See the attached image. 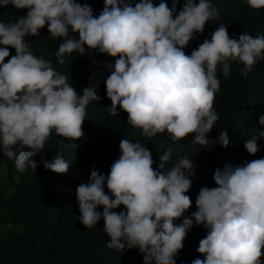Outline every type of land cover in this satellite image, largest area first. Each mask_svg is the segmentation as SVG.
Segmentation results:
<instances>
[{"label": "clouds", "instance_id": "9594fccd", "mask_svg": "<svg viewBox=\"0 0 264 264\" xmlns=\"http://www.w3.org/2000/svg\"><path fill=\"white\" fill-rule=\"evenodd\" d=\"M178 3L173 0L169 8L165 0L158 5L139 0L134 6L132 0H104L97 17L90 5L77 0H0V7L27 9L15 22H0V152L14 159L21 173L29 167L36 171L32 157L45 149L52 133L80 139L87 107L100 99L95 87L78 95L51 60L33 54L25 38L39 37L45 27L52 38L63 41L56 52L60 65L66 55H84L86 48L115 58L105 81L110 115L118 116V108L126 112L127 123L144 137L167 132L173 143L193 134L194 143L214 142L208 134L219 119L214 109L220 91L218 66L229 77L232 63L239 62L246 77L264 60V34L230 37L221 23L210 40L188 55L184 49L194 33L203 34L205 25L218 21L220 14L211 0H185L176 14ZM246 3L254 10L264 8V0ZM9 48L16 54L5 62ZM259 123L264 125V116ZM257 140L253 136L243 142L252 156L260 151ZM219 144L229 146L227 130L220 133ZM119 148L121 155L107 176L93 168L88 182L75 190L80 222L93 228L103 219L109 249L137 248L144 264H176L194 220L207 234L197 248L204 259L191 264H264V158L217 168V186L202 187L197 211L185 216L192 205L186 193L193 183V161L178 157L168 167L173 157L168 149L154 168L152 152L139 140L123 138ZM41 160L55 173L69 169L60 153L51 161ZM121 206L125 211H114ZM100 207L102 212L97 211Z\"/></svg>", "mask_w": 264, "mask_h": 264}, {"label": "trees", "instance_id": "16d2710c", "mask_svg": "<svg viewBox=\"0 0 264 264\" xmlns=\"http://www.w3.org/2000/svg\"><path fill=\"white\" fill-rule=\"evenodd\" d=\"M88 4L95 16H99L104 0H77ZM133 6L139 0H132ZM159 4L160 0H153ZM171 8L173 0H165ZM198 2V0H197ZM185 0H179L177 12L182 9ZM220 14L218 21H209L203 34L194 33V38L184 49L190 55L205 39H211V33L219 24H225L229 36L246 32L252 36L264 34V8L254 10L246 0H211ZM27 9L17 10L12 5L0 7V22H15L18 16H26ZM174 14V16L176 15ZM69 35L79 38L78 33ZM33 54L51 60L52 66L68 76V82L80 95L86 87H95L97 101L87 107L86 120L83 123L85 135L78 140L66 139L55 132L45 144V149L33 156L37 162L34 171L29 167L21 173L15 167L14 159H8L0 152V264H144L139 249L117 251L106 245L110 237L104 232V221H98L96 227L85 228L79 220L80 212L75 190L81 183H87L93 168L107 176L111 165L121 155V139L139 140L151 152L153 167L158 168L160 156L168 149L173 152L168 167L178 157H187L193 161L194 175L190 177L192 187L186 193L192 200L190 209L184 214L191 216L197 211L196 198L202 187H216L213 176L217 168L223 171L228 164L241 165L264 158V125L259 118L264 116V60L259 61L248 75L242 76L243 64L233 62L231 75L225 77L218 66L217 78L220 91L215 94L214 109L219 119L208 134L214 142L202 146L193 142L189 135L175 143L167 132L148 138L142 130L134 129L127 123L128 116L119 108L118 116L109 114L111 101L106 95L105 81L111 74L115 58L101 54L98 50H88L84 55L73 52L66 55L65 63L57 62L56 52L63 42L61 38H52L47 27L40 30L39 37L25 38ZM0 47H3L0 45ZM10 56L15 49L9 48ZM227 130L230 144L227 148L219 144L220 133ZM258 136L260 151L250 155L243 146L246 139ZM17 154L19 146H16ZM60 153L69 162L66 173L46 170L41 157L53 160ZM105 193L109 194L105 184ZM97 211L102 212V207ZM114 211H125L123 206ZM182 222L177 221V223ZM207 229L203 225L193 226L183 241V248L176 256V264H191L196 259H204L197 252L199 242L205 238Z\"/></svg>", "mask_w": 264, "mask_h": 264}]
</instances>
